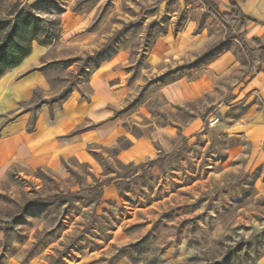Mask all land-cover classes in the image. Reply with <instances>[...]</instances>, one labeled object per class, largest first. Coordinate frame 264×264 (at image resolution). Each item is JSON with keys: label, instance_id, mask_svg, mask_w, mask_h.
<instances>
[{"label": "rangeland", "instance_id": "obj_1", "mask_svg": "<svg viewBox=\"0 0 264 264\" xmlns=\"http://www.w3.org/2000/svg\"><path fill=\"white\" fill-rule=\"evenodd\" d=\"M21 14L53 35L24 61L46 79L22 104L29 128L45 103L89 101L92 75L113 60L123 84L111 109L122 122L115 137L87 147L88 162L0 172V263L264 264L260 110L231 83L227 97L217 82L201 98H169L170 86L199 78L227 53L239 62L234 85L256 65L239 23L228 31L200 0H0V47ZM216 111L221 122L210 127ZM160 128L177 137H158L154 156L121 158Z\"/></svg>", "mask_w": 264, "mask_h": 264}, {"label": "crops", "instance_id": "obj_2", "mask_svg": "<svg viewBox=\"0 0 264 264\" xmlns=\"http://www.w3.org/2000/svg\"><path fill=\"white\" fill-rule=\"evenodd\" d=\"M210 1L220 14H230L238 8L250 20L243 33L246 43H253L259 55L256 65L246 69L234 85V75L240 72L239 62L232 53H227L212 63L199 78L189 82H174L169 87V98L174 103L201 98L210 94L217 87V82L227 90V97L231 92L228 91L231 83L233 88H238V99L255 102L260 110L259 114L257 109L255 112L258 120L264 122V61H260L261 52L254 43L257 40L264 47V0ZM206 14L209 13L206 11ZM230 68L234 71H230ZM1 78L0 130L5 127L6 135L0 139V172L13 164L61 171L64 161L88 162L90 156L86 149L90 144L100 138L110 140L116 136L122 122L114 112L123 84L119 60L103 64L92 75L90 86L93 94L89 101H82L77 94L62 107L45 103L40 107L33 128H29L31 114L22 108V104L31 99L34 90L46 87V79L39 73L29 74L25 62ZM219 115L216 111L209 121L218 118L220 123ZM158 137L168 141L167 137L174 139L177 133L174 128L157 129L151 139L131 142L121 158L125 161H140L156 155L153 143L159 142Z\"/></svg>", "mask_w": 264, "mask_h": 264}, {"label": "trees", "instance_id": "obj_3", "mask_svg": "<svg viewBox=\"0 0 264 264\" xmlns=\"http://www.w3.org/2000/svg\"><path fill=\"white\" fill-rule=\"evenodd\" d=\"M200 1L205 6L207 13L211 14L215 19L221 22L228 31H231L232 28L239 23V40L245 47L247 43L243 30L250 20L244 17L238 8H236L233 13L220 14L217 12L212 1ZM52 41L53 35L48 31L46 26L41 24L39 19L28 17L23 14L19 15L16 18L11 31L7 34L6 42L0 47V78L8 71L22 65L24 61L30 57L32 54L33 43L36 42L41 46H46L50 45ZM254 43L261 52L260 61L263 62L264 47H261L257 40H255ZM53 102L55 101L53 100ZM0 231H5V229L0 227Z\"/></svg>", "mask_w": 264, "mask_h": 264}, {"label": "built area", "instance_id": "obj_4", "mask_svg": "<svg viewBox=\"0 0 264 264\" xmlns=\"http://www.w3.org/2000/svg\"><path fill=\"white\" fill-rule=\"evenodd\" d=\"M219 122L218 118H213L209 121V125L210 127H213L214 125H216Z\"/></svg>", "mask_w": 264, "mask_h": 264}]
</instances>
